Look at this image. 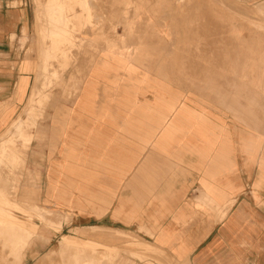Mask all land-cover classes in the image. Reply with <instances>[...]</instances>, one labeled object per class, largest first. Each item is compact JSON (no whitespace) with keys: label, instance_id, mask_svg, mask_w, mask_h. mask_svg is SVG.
<instances>
[{"label":"crops","instance_id":"1","mask_svg":"<svg viewBox=\"0 0 264 264\" xmlns=\"http://www.w3.org/2000/svg\"><path fill=\"white\" fill-rule=\"evenodd\" d=\"M7 1L0 0V135L19 118L20 135L36 125L21 118L37 63L13 51L10 36L29 13ZM154 11L121 9L89 29L111 25L118 34L98 37L100 50L77 64L80 75L70 71V96L50 110L63 113L50 125L54 148L39 185H21L19 201L147 242L179 263L264 264V109L252 116L250 102L263 59L220 57L213 46L211 64L226 65V87L210 89L205 76L181 71L203 63L172 56L170 13L158 20Z\"/></svg>","mask_w":264,"mask_h":264},{"label":"rangeland","instance_id":"2","mask_svg":"<svg viewBox=\"0 0 264 264\" xmlns=\"http://www.w3.org/2000/svg\"><path fill=\"white\" fill-rule=\"evenodd\" d=\"M6 4L26 7L29 13L28 24L10 36L16 56L21 53L37 64L44 61L48 68L59 71L64 80L69 78L70 71L79 76L81 70L79 72L77 64L100 50L98 37L109 40L118 34L111 25L106 33H90L89 29L97 31L101 28L99 18L105 22L110 16L119 14L121 9L124 15L131 16L144 14L146 8L155 10L154 17L158 20L163 19L160 17L162 12L170 13L174 42L172 56L185 60L194 58L203 63L182 65L181 71H187L190 78L205 76L204 83L210 89L226 87V80L221 79L223 76L220 74L224 72L225 76L226 65L211 64L216 50L213 46H219L220 57L230 51H234L235 57L241 60L243 56L262 57L263 65L259 66V72L254 73L259 76L258 86L251 88V115L264 109V72L261 71L264 68V0H8ZM59 9H62L70 30V40L55 47L56 57H47L45 54L49 52L52 40H61L59 34L49 30L54 27L49 16ZM62 48L68 56L65 59L58 57ZM34 78L35 73L33 82ZM62 86L48 88L50 99L37 116L36 125L31 129L28 127L31 132L29 140L23 142L18 137L17 128L15 131L20 118L0 135V264H82L84 260L89 264H125L135 258L144 261L156 259L159 264H184L147 242L87 227L84 221L75 219L69 212L45 206L40 209L29 199L19 201V187L23 185L28 192H34L41 179V166L50 157L49 150L53 147L50 125L51 122L57 123L63 115L50 110L57 104H63L70 96V84ZM235 99L241 101L243 98ZM240 115L236 112L234 119L242 120ZM22 116L21 120H25V115ZM12 145L15 147L11 148ZM18 226L23 229L19 230ZM63 235L66 236L64 239Z\"/></svg>","mask_w":264,"mask_h":264},{"label":"bare ground","instance_id":"3","mask_svg":"<svg viewBox=\"0 0 264 264\" xmlns=\"http://www.w3.org/2000/svg\"><path fill=\"white\" fill-rule=\"evenodd\" d=\"M61 10L62 9H59V11L53 12V14L49 16V22L52 23V25H54V27L52 29H49V30H51V33H53V34L54 33L56 35L59 34L61 40L60 41H57L55 39L52 40L53 41L52 44H50L48 46L49 52H46V54H45V56L48 55L47 57H53V58L56 57L55 47L59 43L61 44L65 41L70 40V34H69L70 30L67 28L65 16H63V13L61 12ZM51 12H52V10H51ZM58 57H61L64 59L68 57L64 48H62L60 50V55ZM61 63L64 64V62H61ZM79 72H80V70H79ZM72 74L73 73H71V76H72ZM74 75L76 76V74H74ZM74 75H73V77H74ZM71 76L69 75V78L67 80H64L63 78H61V73L59 71L56 72V71H53L50 68H48V65L46 64V62L41 61L40 63L37 64L34 82H33V85L31 87V90L29 92L26 108L24 110L25 111L24 115L27 116V126L35 125V121L38 118L37 116H39L43 112V108H44L45 104L50 99V94L48 92V88L55 86V85H57V86H62L63 84H64L63 86L69 85ZM71 80H72V78H71ZM16 128L17 129L19 128L18 124H16L15 131L17 130ZM18 137H20V139L24 142V141H27L30 139L31 133L28 130H26V131L22 130L21 134L19 135V130H18ZM10 147L14 148L15 146L12 145ZM34 154H36V153H34ZM12 157L14 158L15 156H12ZM36 259H38V258H36Z\"/></svg>","mask_w":264,"mask_h":264}]
</instances>
